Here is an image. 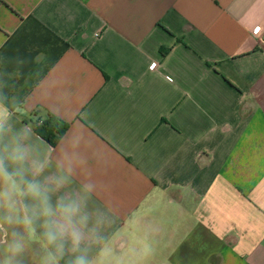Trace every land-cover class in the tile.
Segmentation results:
<instances>
[{
	"label": "crops",
	"instance_id": "0c3cea01",
	"mask_svg": "<svg viewBox=\"0 0 264 264\" xmlns=\"http://www.w3.org/2000/svg\"><path fill=\"white\" fill-rule=\"evenodd\" d=\"M257 28L264 0H0V106L95 186L92 264H264Z\"/></svg>",
	"mask_w": 264,
	"mask_h": 264
},
{
	"label": "clouds",
	"instance_id": "9594fccd",
	"mask_svg": "<svg viewBox=\"0 0 264 264\" xmlns=\"http://www.w3.org/2000/svg\"><path fill=\"white\" fill-rule=\"evenodd\" d=\"M76 164L67 153L53 157L29 126L15 127L0 106V264H22L37 224L46 253L40 264H59L66 255L65 264H92L89 244L106 217L88 208L93 184L71 187Z\"/></svg>",
	"mask_w": 264,
	"mask_h": 264
},
{
	"label": "trees",
	"instance_id": "16d2710c",
	"mask_svg": "<svg viewBox=\"0 0 264 264\" xmlns=\"http://www.w3.org/2000/svg\"><path fill=\"white\" fill-rule=\"evenodd\" d=\"M68 129V124L61 120L50 117L48 120L39 122L36 132L51 146H55Z\"/></svg>",
	"mask_w": 264,
	"mask_h": 264
},
{
	"label": "rangeland",
	"instance_id": "374dc122",
	"mask_svg": "<svg viewBox=\"0 0 264 264\" xmlns=\"http://www.w3.org/2000/svg\"><path fill=\"white\" fill-rule=\"evenodd\" d=\"M33 236L30 237L27 251L24 253L22 264H40L41 258L45 255L40 250L37 240H34ZM3 248V240L0 239V249ZM0 258H3V253L0 251Z\"/></svg>",
	"mask_w": 264,
	"mask_h": 264
},
{
	"label": "built area",
	"instance_id": "2783aa9c",
	"mask_svg": "<svg viewBox=\"0 0 264 264\" xmlns=\"http://www.w3.org/2000/svg\"><path fill=\"white\" fill-rule=\"evenodd\" d=\"M257 30H259V29L257 28L256 30H254L253 34L257 38H259V47L264 52V37H262L260 30L259 31H257ZM155 66H156V64H153L152 68H154Z\"/></svg>",
	"mask_w": 264,
	"mask_h": 264
},
{
	"label": "snow or ice",
	"instance_id": "6c2138e0",
	"mask_svg": "<svg viewBox=\"0 0 264 264\" xmlns=\"http://www.w3.org/2000/svg\"><path fill=\"white\" fill-rule=\"evenodd\" d=\"M257 31H259V30H257Z\"/></svg>",
	"mask_w": 264,
	"mask_h": 264
}]
</instances>
